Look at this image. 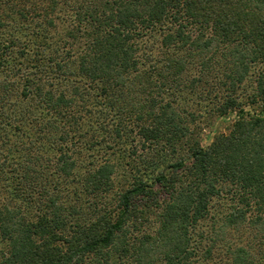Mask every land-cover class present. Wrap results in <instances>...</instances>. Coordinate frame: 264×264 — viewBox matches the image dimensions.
<instances>
[{"label": "trees", "instance_id": "1", "mask_svg": "<svg viewBox=\"0 0 264 264\" xmlns=\"http://www.w3.org/2000/svg\"><path fill=\"white\" fill-rule=\"evenodd\" d=\"M0 264H264V0H0Z\"/></svg>", "mask_w": 264, "mask_h": 264}, {"label": "rangeland", "instance_id": "2", "mask_svg": "<svg viewBox=\"0 0 264 264\" xmlns=\"http://www.w3.org/2000/svg\"><path fill=\"white\" fill-rule=\"evenodd\" d=\"M246 89L248 91H245L243 89H240L237 91V95L239 100L242 102H245L246 106L245 108L249 111H255L252 106H249L247 103L248 97L247 94L252 92V87H249V84H246ZM222 101L224 99L222 98ZM204 108V106H199V109L201 110ZM206 114L202 116V119L200 121H203L204 124L207 123L206 120ZM236 119V113L230 112L227 115L223 116H217L215 118H211L210 125H204V129L202 130V142L204 145H208L214 136L218 133H228L229 129L232 127L233 122ZM208 124V123H207ZM137 145V154H135L132 157L127 158L128 164L125 166V170L121 168L117 174L115 175V184L116 187H120L122 184H124L126 177H131L133 174H140L142 176H153L156 173V170L158 168H162L165 166L169 161H172L171 156L166 151L156 147V149L153 150H147L146 148L139 147L140 142H136L135 140H130L127 143V146H131V148L135 147ZM128 170V171H127ZM127 171V173H126ZM127 174V176H126Z\"/></svg>", "mask_w": 264, "mask_h": 264}]
</instances>
